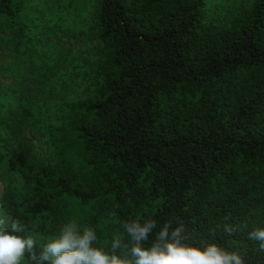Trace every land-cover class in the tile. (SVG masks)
<instances>
[{"label":"trees","instance_id":"16d2710c","mask_svg":"<svg viewBox=\"0 0 264 264\" xmlns=\"http://www.w3.org/2000/svg\"><path fill=\"white\" fill-rule=\"evenodd\" d=\"M220 2L95 0L93 93L65 103L46 161L19 134L28 99L0 84L5 227L15 221L39 252L66 220L94 227L107 245L125 221L174 218L187 243L264 264L248 238L264 228V0L230 12ZM24 3L0 0V56H30L44 29L18 15Z\"/></svg>","mask_w":264,"mask_h":264},{"label":"rangeland","instance_id":"374dc122","mask_svg":"<svg viewBox=\"0 0 264 264\" xmlns=\"http://www.w3.org/2000/svg\"><path fill=\"white\" fill-rule=\"evenodd\" d=\"M24 1V7L18 15L28 22V27L29 22L33 21L44 29L39 37L36 36L30 56H16L5 51L6 54L0 56V84L15 86V92L31 100L24 102L28 114L19 123V134L31 157L46 161L52 158L48 132L51 126L68 117L65 103L86 99L93 93L94 78L89 70L97 59L98 41L89 26L95 0H77L72 5L68 4L69 0ZM220 1V8L228 9L229 12L240 3L248 2ZM229 12L228 18L231 16ZM29 67L41 84L34 81ZM54 67L55 70L66 69L63 80L61 78V81L52 82L45 76L46 70H53ZM6 101L1 100L2 103ZM10 102L15 103V100ZM4 186L5 180L0 178V194Z\"/></svg>","mask_w":264,"mask_h":264},{"label":"clouds","instance_id":"9594fccd","mask_svg":"<svg viewBox=\"0 0 264 264\" xmlns=\"http://www.w3.org/2000/svg\"><path fill=\"white\" fill-rule=\"evenodd\" d=\"M0 219V264H245L239 252L229 251L216 243H187L185 225L170 218L132 219L121 224L110 243H98L97 230L66 220L57 234L39 247L32 236H23L13 221L5 227ZM231 232V227H225ZM264 250V228L248 233Z\"/></svg>","mask_w":264,"mask_h":264}]
</instances>
